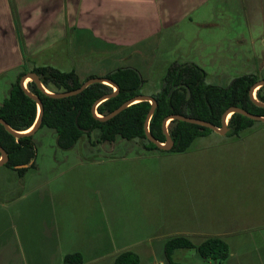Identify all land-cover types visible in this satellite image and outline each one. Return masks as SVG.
Listing matches in <instances>:
<instances>
[{
	"label": "rangeland",
	"instance_id": "374dc122",
	"mask_svg": "<svg viewBox=\"0 0 264 264\" xmlns=\"http://www.w3.org/2000/svg\"><path fill=\"white\" fill-rule=\"evenodd\" d=\"M194 10L174 27L136 46L117 51L115 55H93L91 48L103 43L102 38L94 33L105 29L94 30L80 26H76L72 33L83 38L80 49L84 54H79L81 57H63L56 53L60 49V42L48 48L35 45L42 48L36 56L33 55V59L28 56L21 43L20 54L25 59L23 63L26 69L37 65H50L60 71L73 68L77 70L81 80L88 75L102 76L105 71L116 67H133L143 79L139 91L147 95L158 89L166 68L174 62H192L198 65L205 72L204 82L207 84L224 85L233 77L245 73H254L264 78V0H208L205 5ZM99 17L107 18L106 8ZM86 18L89 20L87 24L92 26L106 24L90 15ZM203 19L207 21L205 25L196 23ZM72 35H68V39ZM74 49L78 50L79 47L74 46ZM13 75L14 70L0 74V102L7 95ZM26 80L25 86L30 79ZM260 93L264 95V89ZM207 134L208 137H196L184 153L156 155L145 151L142 139L125 140L117 137L107 145L97 142V136L91 132L88 136L82 135L69 148L70 153H63L56 146L54 129L42 126L33 135L35 165L20 177L24 176L23 181L31 185L43 184L50 179L51 184H60L63 187L62 198L69 200V208H74L81 224L80 218L84 213H89L96 219L89 222L92 226L101 224L108 231V227L114 225L111 232L104 233L109 246L108 252L102 255L110 256L123 241L130 242L131 250H143L138 251L141 261L149 263L153 256L145 252L146 247L158 246L166 238L167 232L165 228L155 226L154 220L142 219L154 216V206L159 202H162L170 216L172 200H178L179 204L181 200H185L186 189L181 187V183H185L192 170L197 179L203 175L206 167L221 164L251 166L260 163L254 159L251 140L253 136H264V122L253 120L251 126L237 134L240 136L239 140L230 141L228 137L221 139L214 131ZM204 145L209 147H203ZM221 145L227 148L222 150ZM83 151L92 152L99 157L100 162L90 163V158L77 157V153H74L78 152L80 155ZM105 151H109L111 159L102 156ZM16 176L18 175L14 170L0 166V184L16 180ZM41 187L37 194L45 189L43 185ZM94 189H97L98 195L94 194ZM32 196L35 198L30 201L32 206L29 213L37 217L47 213L44 202L38 200L34 193ZM2 197L5 200L0 199V215L4 216V229L11 230L8 215L14 212L19 203H14L10 195ZM25 212H28V206ZM112 239L114 246H111ZM83 259L89 257L85 254ZM99 260L110 262V258Z\"/></svg>",
	"mask_w": 264,
	"mask_h": 264
},
{
	"label": "crops",
	"instance_id": "0c3cea01",
	"mask_svg": "<svg viewBox=\"0 0 264 264\" xmlns=\"http://www.w3.org/2000/svg\"><path fill=\"white\" fill-rule=\"evenodd\" d=\"M207 1L0 0V74L14 70L9 83L14 80L25 60L20 54L21 43L31 59L35 58L41 51L38 50L42 48L35 45L48 48L58 42L60 49L58 48L56 53L63 57L69 55L81 57L79 54H84L80 49L83 38L72 32L76 26L91 27L94 30L105 29L94 33L102 38L103 43H95L91 53L97 57L115 55L117 51L136 46L174 27L179 20L190 16L194 9L205 5ZM104 8L107 18L99 17ZM86 13L106 24L93 26L87 24L89 20L87 21L86 16L89 15ZM206 22V19H203L196 23L205 25ZM68 35L72 37L68 39ZM74 46H78L79 49H74ZM114 69H109L105 73ZM215 134L221 139L228 137L230 141L240 139L239 135ZM251 141L254 159L260 162L258 165L221 164L217 167H206L203 169V175L197 179L192 170L185 183H181V187L186 189L185 200H181L180 204L178 200H172L170 216L166 208H163L162 202H159L154 206V216L142 219L154 220L155 226L165 228L166 238L171 235H184L197 244L205 237L216 236L227 245L228 254L220 261L202 258L192 247L174 249L170 254L172 264H264V136H253ZM220 148L223 150L227 147L221 145ZM61 151L70 153L69 149ZM74 153H77V157L90 158V163L100 162L99 157L92 152L83 151L80 155L78 152ZM150 153L177 154L153 151ZM63 156L68 157L67 154ZM102 156L107 159L112 157L109 151H105ZM15 179L0 184V199L5 200L2 196L10 195L14 203H19L14 212L8 215L11 230L4 229V216L0 215V264H64L63 256L69 253L80 254L79 264H112L113 257L118 251L132 248L130 247L132 243L120 241L122 243L119 244L117 251H112L110 256L102 255L108 252L109 246L105 234H108L114 225L109 226L108 231L107 228L104 230L101 224L92 226L89 222L96 219L89 213H84L80 218L81 224L73 211L74 208H69V200L62 198L63 187L60 184H51L52 179L34 185L23 181L24 176L22 178L16 176ZM42 185L45 189L37 194ZM32 189L36 191H31ZM86 192L92 195L91 192ZM33 193L47 206L45 209L48 212L38 217L29 213L32 206L30 201L35 198L32 196ZM94 194L98 195L97 189H94ZM27 206L28 212H25ZM165 239L158 246L146 247L145 252L153 256L149 263L146 261L143 263L138 254L139 249H134L139 256L138 264H169L163 258ZM112 241L111 246H114V240ZM85 254L89 259H83ZM104 258H110V262L99 260Z\"/></svg>",
	"mask_w": 264,
	"mask_h": 264
},
{
	"label": "trees",
	"instance_id": "16d2710c",
	"mask_svg": "<svg viewBox=\"0 0 264 264\" xmlns=\"http://www.w3.org/2000/svg\"><path fill=\"white\" fill-rule=\"evenodd\" d=\"M41 74V82L50 91H68L78 87L83 80L75 70L60 71L50 65L35 66L32 69ZM29 71L23 67L15 80L11 83L8 94L0 103V118L5 120L15 130L29 128L37 115L36 102L25 94L19 84L22 74ZM110 79L118 87L117 93L99 104L95 110L104 115L113 110L129 97L139 94L143 79L133 67H116L114 71L102 75ZM91 77V76H88ZM87 77V78H88ZM205 72L192 62L171 63L160 80L158 89L150 95L156 101V106L148 121L150 134L159 142L164 140L161 131L162 119L170 114H181L206 120L215 126L220 125V115L228 106H238L252 114L264 116V109L255 106L247 96L249 86L258 77L243 74L234 77L228 85L220 86L204 82ZM173 86H175L173 88ZM27 88L37 95L43 104L42 123L54 129L56 133V146L62 150L72 147L84 134L95 132L97 142H112L116 137L133 140L142 139L146 152H183L190 142L212 131L209 128L196 124L171 119L167 124V131L172 139V146L168 150L157 148L144 137L143 121L149 108L148 101H138L120 110L113 117L100 121L90 112L93 101L111 88L104 83H91L77 94L62 98H52L40 91L33 81L27 83ZM172 88V89H171ZM259 87L256 99L264 102V96ZM171 89L170 93L168 91ZM188 92V95H186ZM253 120L231 113L227 126V135H237L241 130L250 126ZM39 127V128H40ZM0 145L8 154L5 167L14 170L22 176L29 167L35 165V143L33 135L15 138L0 123ZM34 159L29 167H16ZM194 248L202 258L220 261L228 254L226 243L219 237L208 236L199 243H193L184 235H171L163 242V258L171 263L170 254L177 248ZM64 264H79V253H69L63 256ZM139 256L131 249H122L114 257L112 264H138Z\"/></svg>",
	"mask_w": 264,
	"mask_h": 264
},
{
	"label": "water",
	"instance_id": "95a60500",
	"mask_svg": "<svg viewBox=\"0 0 264 264\" xmlns=\"http://www.w3.org/2000/svg\"><path fill=\"white\" fill-rule=\"evenodd\" d=\"M112 71H114V70H112ZM27 78H29L31 81H33L40 91H42L43 93H45L46 95H48L52 98H62V97H67L70 95L77 94L80 91H82L87 85H89L91 83L98 82V83L109 84L110 86L113 87V90H111L110 92L104 93L101 96H99L98 98H96L90 106L91 114L94 117H96L97 119H99L100 121H105V120L113 117L120 110H122L123 108H125L126 106H128L132 103H135L138 101H148L149 102V108L146 112V115H145V118L143 121V125H142L144 137L148 141L152 142L157 148H159L161 150H168L172 146V143H173L172 139H171V137L167 131V126H166L167 123L169 122V120H171V119H176V120L196 124L199 126H203V127L209 128L210 130L214 131L215 133L221 134V135L225 134V132L229 129L227 127V119L231 113H238V114L243 115V116H245L251 120H258V121L264 122V116L252 114V113H250V112H248V111H246V110H244L238 106H228L227 108H225L223 110V112L220 115V125L219 126H215L214 124H212L206 120H202V119H198V118H194V117L184 116L181 114H170V115L165 116L161 121V131L164 135V140L162 142H159L150 134V132L148 130V121H149V118L152 115L154 108L156 106V101L154 100V98L151 95L142 94V93L135 94V95L129 97L128 99L124 100L121 104H119L113 110L107 112L104 115H99L96 113V110H95L97 104H99L101 101H103L109 97L114 96L117 93L118 87L110 79L103 77V76H92V77H89V78L85 79L84 81H82L78 87H76L72 90L59 91V92L55 91L54 92V91H50L44 87V85L41 82V74H38L35 71H28L20 77L19 84L22 87V89L24 90L25 94L28 95L30 98H32L37 104V115H36V118H35L33 124L25 130H15L7 122H5V120L0 118V123L15 138L33 135L38 130V128L40 127V125L42 123L43 104H42L40 98L37 95H35L34 93H32L27 88V86H25V80ZM259 86H264V79H259V80H256L255 82H253L250 85V87L248 88L247 95H248L249 100L254 105L264 108V102L257 100L255 95H254V90ZM174 87L175 86H173V88ZM171 89L168 91V94L170 93ZM187 94H188V92H187ZM7 161H8V154L5 151V149L0 145V166L5 164ZM32 162H33V159H30L29 162H27L25 164H19L16 167H28L29 165H31Z\"/></svg>",
	"mask_w": 264,
	"mask_h": 264
},
{
	"label": "flooded vegetation",
	"instance_id": "af4514ba",
	"mask_svg": "<svg viewBox=\"0 0 264 264\" xmlns=\"http://www.w3.org/2000/svg\"><path fill=\"white\" fill-rule=\"evenodd\" d=\"M24 66H25V64H23V66L21 67V69H22ZM33 67H35V66H33ZM33 67L29 68V71H33V70H30V69H32ZM21 69H20L19 71H21ZM27 72H28V71H27ZM109 72H110V71H109ZM18 73H19V72H18ZM25 73H26V72H25ZM245 74L254 75V76L258 77V76H257L256 74H254V73H245ZM17 75H18V74H17ZM17 75H16V76H17ZM22 75H23V74H22ZM22 75H21V76H22ZM242 75H243V74H242ZM16 76H15V78H16ZM21 76H20V77H21ZM239 76H240V75H239ZM91 77H92V76H91ZM236 77H237V76H236ZM15 78H14V80H15ZM88 78H89V77H88ZM233 78H234V77H233ZM233 78H232V79H233ZM19 79H20V78H19ZM86 79H87V78H86ZM232 79H230L226 84H224V85H220V86H226V85H228L229 82H230ZM259 79H264V78H260V77H258L257 80H259ZM14 80H13V81H14ZM84 80H85V79H84ZM84 80H83V81H84ZM13 81H12V82H13ZM29 81H31V80H29ZM255 81H256V80H255ZM255 81H254V82H255ZM12 82H11V83H12ZM10 85H11V84H10ZM216 85H217V84H216ZM249 87H250V86H249ZM259 87H262V86H259ZM259 87L256 88V91H257V89H258ZM263 89H264V88H263ZM111 90H113V87H111ZM261 90H262V89H261ZM261 90H260V91H261ZM256 91L254 92V94H256ZM148 95H150V94H148ZM261 95L264 96L263 94H261ZM247 96H248V95H247ZM255 97H256V96H255ZM248 99H249V98H248ZM1 102H2V101H1ZM1 102H0V103H1ZM261 102H262V101H261ZM255 106H256V105H255ZM261 108H262V107H261ZM263 109H264V108H263ZM229 116H230V115H229ZM261 116H262V115H261ZM228 118H229V117H228ZM227 122H228V119H227ZM251 125H252V124H251ZM251 125H250V126H251ZM227 127H228V126H227ZM248 127H249V126H248ZM228 128H229V127H228ZM246 128H247V127H246ZM38 129H39V128H38ZM244 129H245V128H244ZM228 130H229V129H228ZM228 130H227V131H228ZM227 131H226V132H227ZM226 132H225V133H226ZM35 133H36V132H35ZM35 133H34V134H35ZM34 134H33V135H34ZM238 134H239V133H238ZM85 135L88 136L87 134H85ZM100 143H102V142H100ZM109 143H110V142H109ZM33 160H34V159H33ZM31 164H32V163H31ZM3 165H4V164H3ZM1 166H2V165H1ZM29 166H30V165H29ZM29 166H28V167H29Z\"/></svg>",
	"mask_w": 264,
	"mask_h": 264
},
{
	"label": "bare ground",
	"instance_id": "6f19581e",
	"mask_svg": "<svg viewBox=\"0 0 264 264\" xmlns=\"http://www.w3.org/2000/svg\"><path fill=\"white\" fill-rule=\"evenodd\" d=\"M26 81H27V80H26ZM26 81H25V82H26Z\"/></svg>",
	"mask_w": 264,
	"mask_h": 264
}]
</instances>
